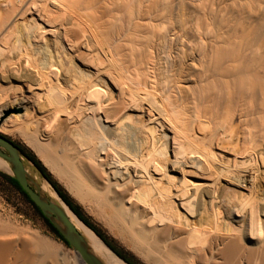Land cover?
I'll use <instances>...</instances> for the list:
<instances>
[{
	"label": "bare ground",
	"instance_id": "6f19581e",
	"mask_svg": "<svg viewBox=\"0 0 264 264\" xmlns=\"http://www.w3.org/2000/svg\"><path fill=\"white\" fill-rule=\"evenodd\" d=\"M1 5L0 85L20 89L0 93L1 124L30 127L28 143L76 195L97 202L139 250L152 254L153 264H264V98L262 116L250 122L240 104L219 118L214 107L224 92L217 77L209 85L215 93L203 89L214 95L203 105L206 93L191 89L197 51L205 44L197 26L187 28L179 17L153 29L151 22L166 18L157 12L174 6L165 0H0ZM120 6L125 29L121 25V32L111 34L105 24H116L113 9ZM15 26L25 28L18 32L25 43L12 51L3 43ZM151 42L159 49L156 60ZM230 55L229 47L215 53L218 75L229 71ZM250 66L244 61L233 71L235 91L240 98L261 90L264 97V89L252 88H264V76ZM170 68L175 73L158 88L156 74ZM186 91L195 95L190 106L181 101ZM10 109L17 112L8 114ZM24 169L102 264H128L46 180L25 164ZM0 170L11 172L1 157ZM73 254L0 219V264H84Z\"/></svg>",
	"mask_w": 264,
	"mask_h": 264
},
{
	"label": "rangeland",
	"instance_id": "374dc122",
	"mask_svg": "<svg viewBox=\"0 0 264 264\" xmlns=\"http://www.w3.org/2000/svg\"><path fill=\"white\" fill-rule=\"evenodd\" d=\"M165 1L167 3L174 4V6L171 5L172 8L169 6L171 9L169 7H167V10L164 9L165 14L160 10L157 12L156 15H158L160 13V15L166 16V18H168L169 20L164 18L165 20L163 22V18L161 19L162 20L161 21L159 19L154 20L156 18L153 17L152 20H154V21L151 23H153L152 25L154 27L152 26V28L153 29L157 28L156 26L159 22L163 23V24L161 23L162 26L165 23H166L165 25L170 24L171 22L174 23L180 17L181 20L179 19L178 21H181L184 24V26H186L187 28L188 27L189 28H192V27L196 28V26H197V28H198L197 31L201 32V34L199 32H198V34H200V36L204 38V39L202 38L203 42L205 41L204 47L202 46L201 49L200 48H198L199 50L197 49L198 50L197 51L198 57H201V58L199 60L197 58L196 59L197 61L195 60L196 64H194V65L196 68H195V70H193L194 72L193 71L191 72V74L193 73V75L190 74L192 77V78L190 77L192 80L191 83L193 84L191 89H193L194 93H196L198 91L199 93L204 94L206 92L203 91V89H206V90L209 89V91L212 89H216L214 87H209V85L211 86L212 83H214V80L217 77H219L220 79L219 78L218 79L220 81H219V85H218L219 88L218 89H223L222 93L223 92L224 93L222 94V97H224L225 99L221 98L220 99L221 102L220 101H219L220 103L217 102L218 106L215 105V107H214V109L216 108L215 114L217 117L221 118L222 115L227 111L228 107H230L232 104L234 106L236 104L237 105L240 104L239 105L240 107L242 105L241 108L239 106H238V108H240L242 111H244V113L247 111L245 114H247L249 122L251 121L252 118L262 116L263 109H262L261 103H262V98H264L262 91L258 90L257 91L258 93L254 94L255 96L252 97L253 93L250 90H247L246 92L249 93V96H248V94H245L246 92H244V94L240 97L241 98L240 99L238 96V93H236V91H235V89H237V88H236V82L234 81V78L232 77V73L236 69L237 66L244 63V61H247V64L251 65L250 66L251 69H254L255 71L261 73L262 76H264L263 75L264 74V65H262V64H264V62H263L264 61V0H213V1L212 0H181L182 2L179 0H165ZM179 2H181V4H179ZM1 9H3V10L1 11ZM5 9H6L5 6H2V5L0 6V16H2L4 14L3 12L5 11ZM115 9L117 10V17H119L118 21L116 22V24L114 26L113 25L110 26L111 24L109 22H108L109 24L108 23L105 24V26H107L108 30H110V29L113 30L112 32L108 31L109 33L111 32V34H113L114 32L117 33V32L123 31L125 29L124 28L125 27V25H124L125 19H127V16L125 14V11L123 10V7H121V8L117 7V8H114L113 10L115 11ZM118 12L121 13L122 16H120ZM123 12H124V14H123ZM176 12L178 15L176 14ZM179 13H180V16H179ZM4 16H5V14H4ZM109 16H110V18L112 17L110 15V13H109ZM169 16H172L173 18L169 17ZM10 20L8 23L9 26L11 24ZM169 21H171V22H169ZM155 23H157V24H155ZM198 23H199V26H198ZM121 25L123 28L121 27ZM190 26H192V27H190ZM20 27L21 26H19V28L17 26H15L12 29H10L11 32L7 36V38H9V39L6 38L7 40H10V41H7V40L4 41L5 43H3V44H5V45L7 44L6 46L4 45L5 46L4 48L7 47L9 49L11 47L13 50H15L18 46H19L18 48H21L24 45L25 40H24V37H23L21 32L24 31L23 29H25V28L23 27V29H22V27L21 28ZM13 29H14V31H13ZM120 29H121V31H120ZM19 30L21 31L20 32L21 34L18 33ZM146 30H148V29H146ZM141 31L139 33H144V31L142 29H141ZM15 32H16V35H15ZM3 33L0 32L1 35ZM12 33L14 34V36H10V35H12ZM20 36L23 37L24 42L21 41L22 39ZM48 36H49V34H47V39L50 37L49 38L50 41L51 40L53 41V42L51 41V43H54V41H56V42H58V44H60V39H54V38H52V36H49V37ZM15 37H17V38H15ZM12 41H14L15 43ZM17 41H19V42H17ZM6 42H9V43H6ZM38 42L40 44L39 39L35 40V42H34L35 45L38 46L39 45ZM152 43L153 42H151V44L149 46V48H150L149 51L151 50L150 53L153 54L152 55L153 60H156L157 56L159 54V49L155 45V43H153V44ZM13 44H14V46H13ZM224 47H229L231 49V55L229 56L227 63H226V65H227L226 67L229 71L221 74L222 75L221 76V75H218V71L214 69L212 58L214 57V55L217 51H219L220 49H222ZM53 48H54V44H53ZM202 48H203V50H202ZM9 50L5 51V54H6L5 56L8 57L7 55L9 54L10 59H12V57H11L12 54L10 53ZM7 51H9L8 54H7ZM156 51H157V53H156ZM36 53L34 52V54L36 55L35 56V55H32L33 54V52H32V54H29V57L32 60H34V56L36 58H37V55H39L38 58L41 57V55H42L41 52H40V54L38 51ZM57 53H59V52H57ZM199 54H201V55L199 56ZM261 55L263 57H261ZM210 56H211V60L208 59V58H210ZM256 58H259L258 61H260V62L255 61ZM207 60H209V61H207ZM253 60L255 62H257V64ZM163 72H165V73H163ZM163 72H159L156 74V82L158 83L157 84L158 88H159V86L161 87L163 82L168 80V78L171 79L170 75L175 73V69L170 68L168 70L166 69V71H163ZM21 85L23 88L21 90L26 91L27 90L26 86L24 84H21ZM11 87L12 86H8L7 84H1L0 85V88H1L0 93L2 94L3 92H6V94L3 93L5 95H9L10 93H11V95L20 93V89H17V86H16V89L14 87L13 88H11ZM258 87H252V88L253 89H264L263 85L260 86L259 88ZM185 89H190V87L189 88L186 87ZM232 89L234 90L235 95L233 94ZM245 89H251V87H248ZM33 90H36V89H33ZM209 91H207V92H209ZM214 91L215 90H212V92H214ZM229 91H230V93L232 92V95H230V96H232L231 98L229 96ZM188 92H190V91L184 92V95L182 96L183 100L181 99V101L184 105L189 103V106H190L191 102L193 101L192 97H194L195 95L192 96V94H191L192 92L189 93L190 94L189 95ZM225 92H226V95H225ZM205 95H207L208 98ZM205 95L203 96V99H202L204 106H205V104L209 105V102H210L209 99L210 98H211V100L214 98V95H212V94H209L210 95L209 96L208 93H206ZM211 95L213 97H211ZM2 96H4V95H2ZM243 96H245V97L243 98ZM227 98L230 100L231 103L229 102V100H226ZM232 98H234V99H232ZM190 100H192V101H190ZM208 100H209V102H207ZM237 100H239V103H237ZM240 100H241V102H240ZM186 106H188V105H186ZM16 112L17 111L14 109H10L7 111L8 114L16 113ZM254 112H255V114H253ZM0 124H1V122H0ZM20 125L21 124H19V123L18 124H14V123L11 124L9 122L3 123L0 125V133L7 136L10 139H12L14 142H16L18 144V146L20 148L21 159H22L23 163L25 165L29 166L32 169V171L34 173H36V175L41 180H46L50 184V182L40 173V171L34 165V163L25 156V154L22 152V150L26 151L27 153H30L36 159L39 160V162L45 168V170L48 173V175L50 176V178L55 183H57V185L61 189H63L67 193V195L75 203H77L81 207L83 213L88 217L89 221L104 235V237H106V239L108 241H110L114 246L118 247L121 251H123V253L130 256L136 263L153 264L152 261L149 259L153 255L152 254L150 255V253L147 255L146 253L142 252V250H139V248H137L134 240L131 239L127 233L120 232L119 229H117V226L108 220V217H107L108 214H107L105 209H102V207L99 206V204L97 202H95L93 199L79 197L69 188L66 181L62 177H60L50 167V165L45 161L43 156L40 155L28 143V140L25 136V132H28L30 130V127H28L27 125H23L22 126L24 128L23 129ZM8 176H12V172L0 170V219L3 221L10 222L12 225H16L19 228L21 227V228L32 229L36 234H38L39 236L49 240L54 246H57V249L61 253L63 251V253L66 254L68 257L71 256L70 258H73L74 257L73 253H75L73 248L71 246H67L65 243H63L61 240H59L52 233V231L45 224V222L40 217V215L34 210V208L31 206V204L23 196V194L9 182V180L7 178ZM12 237H14V236H12ZM12 237L8 236L7 238L10 239ZM14 240H15V238H14ZM155 255L156 254H154V256ZM156 256H158V255H156ZM118 257H120V256H118Z\"/></svg>",
	"mask_w": 264,
	"mask_h": 264
},
{
	"label": "water",
	"instance_id": "95a60500",
	"mask_svg": "<svg viewBox=\"0 0 264 264\" xmlns=\"http://www.w3.org/2000/svg\"><path fill=\"white\" fill-rule=\"evenodd\" d=\"M0 157L10 164L12 176L28 198L38 207L42 215L57 229L73 248L79 261L84 264H102L85 246L80 233L66 216L61 207L44 195L38 184L27 175L16 142L0 133Z\"/></svg>",
	"mask_w": 264,
	"mask_h": 264
},
{
	"label": "trees",
	"instance_id": "16d2710c",
	"mask_svg": "<svg viewBox=\"0 0 264 264\" xmlns=\"http://www.w3.org/2000/svg\"><path fill=\"white\" fill-rule=\"evenodd\" d=\"M22 152L25 154V156L30 159L34 165L38 168L40 173L50 182L58 196L62 199V201L69 207V209L76 214V216L83 222L85 223L88 227H90L118 256H120L122 259H124L128 264H139L136 263L130 256L126 255L121 251L118 247L114 246L110 241L104 237V235L89 221L88 217L83 213L81 207L75 203L68 195L67 193L61 189L57 183H55L48 173L46 172L45 168L42 166V164L39 162L38 159H36L33 155L30 153H27L26 151ZM9 182L16 187L22 194L23 196L27 199V201L31 204V206L34 208V210L40 215V217L43 219L45 224L49 227V229L52 231V233L63 243H65L67 246H70L67 241L64 239V237L57 231V229L46 219L38 207L28 198V196L25 194V192L20 188L18 182L15 180L13 176H8L7 177Z\"/></svg>",
	"mask_w": 264,
	"mask_h": 264
}]
</instances>
